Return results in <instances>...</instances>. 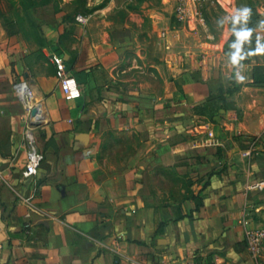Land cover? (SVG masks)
Here are the masks:
<instances>
[{
	"label": "crops",
	"instance_id": "0c3cea01",
	"mask_svg": "<svg viewBox=\"0 0 264 264\" xmlns=\"http://www.w3.org/2000/svg\"><path fill=\"white\" fill-rule=\"evenodd\" d=\"M256 47L247 45L239 64L221 46L199 50L205 68L201 54L181 56L179 90L148 95L142 84L105 82L77 48L60 45L82 88L75 101L61 89L62 99L46 101L38 78L20 61L7 73L12 59L0 52V264H208L216 255L264 264L246 242L248 229L264 225V190H248L264 182V139L256 140L264 85L255 84L264 53L248 55ZM20 81L49 116L37 134L45 160L30 207L24 109L12 98Z\"/></svg>",
	"mask_w": 264,
	"mask_h": 264
},
{
	"label": "rangeland",
	"instance_id": "374dc122",
	"mask_svg": "<svg viewBox=\"0 0 264 264\" xmlns=\"http://www.w3.org/2000/svg\"><path fill=\"white\" fill-rule=\"evenodd\" d=\"M244 6L251 9L249 18L234 20L236 9ZM260 21L264 0H0V52L12 59L7 73L20 61L24 72L38 78L36 89L46 101L62 99L50 61L60 45L77 48L87 58L85 69L105 82L111 78L115 87L142 84L146 94L156 95L167 88L179 90L175 76L187 61L181 56L219 46L235 53L236 43L242 54L258 34L264 38ZM248 29L250 39L238 41L235 33ZM63 38L76 41L68 44ZM48 122L49 117L39 133Z\"/></svg>",
	"mask_w": 264,
	"mask_h": 264
},
{
	"label": "built area",
	"instance_id": "2783aa9c",
	"mask_svg": "<svg viewBox=\"0 0 264 264\" xmlns=\"http://www.w3.org/2000/svg\"><path fill=\"white\" fill-rule=\"evenodd\" d=\"M196 2L197 0H193ZM185 8H180V11H184ZM78 21L82 22L83 18H78ZM196 57V56H195ZM201 63V67H206L209 62V56L207 53H203L197 56ZM50 61L56 69V77L58 85L67 101H75L83 96L81 85L75 78L73 73L68 69L64 58L56 53L50 55ZM14 93L17 99L21 102L24 109L23 122L25 125L24 136L27 147V159L25 167L22 171V179L24 182H29L30 189L28 195L23 198V202L29 207L40 196L41 184L39 181V171L45 160L43 152L40 150L37 142L38 128L40 125L47 121L48 113L46 111V105L42 98H40L35 91L33 85L29 81H20L14 85ZM248 190L263 191L264 182H258L248 186ZM28 219L31 218V214L26 215ZM30 224L26 225L29 229ZM247 251L250 257L259 262L264 259V229L250 228L246 231ZM3 247L0 245V250ZM208 264H228L227 261L220 256H214L213 260Z\"/></svg>",
	"mask_w": 264,
	"mask_h": 264
},
{
	"label": "clouds",
	"instance_id": "9594fccd",
	"mask_svg": "<svg viewBox=\"0 0 264 264\" xmlns=\"http://www.w3.org/2000/svg\"><path fill=\"white\" fill-rule=\"evenodd\" d=\"M235 13H238V15H235L233 18L236 21H239L240 19L247 20L251 14V9L247 6H244L242 9H236ZM261 27H264V21H260ZM236 36L238 37V41H248L252 35V30H243L235 33ZM261 37L258 35L257 36V47L255 48L254 51H251L248 53L249 56L254 55V54H260L264 53V44H260L259 40ZM233 48H236L237 51L232 54L231 60L233 64H238L243 57L240 55V44L236 43L232 45ZM245 79L244 75H241L239 72H237V80L238 81H243Z\"/></svg>",
	"mask_w": 264,
	"mask_h": 264
},
{
	"label": "trees",
	"instance_id": "16d2710c",
	"mask_svg": "<svg viewBox=\"0 0 264 264\" xmlns=\"http://www.w3.org/2000/svg\"><path fill=\"white\" fill-rule=\"evenodd\" d=\"M256 43H257V39L255 38L254 40H252L251 42H249L247 44H256ZM263 78H264L263 75L262 76L261 75H256V77H255V84L256 85H264Z\"/></svg>",
	"mask_w": 264,
	"mask_h": 264
}]
</instances>
